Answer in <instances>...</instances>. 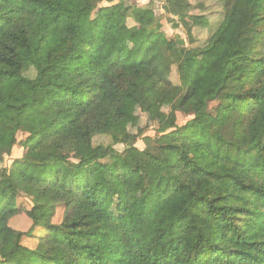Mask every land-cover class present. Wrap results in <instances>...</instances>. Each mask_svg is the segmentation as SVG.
<instances>
[{
    "label": "trees",
    "instance_id": "1",
    "mask_svg": "<svg viewBox=\"0 0 264 264\" xmlns=\"http://www.w3.org/2000/svg\"><path fill=\"white\" fill-rule=\"evenodd\" d=\"M125 1L0 0V264H264V0H160L189 45ZM22 194L33 228L64 207L34 249Z\"/></svg>",
    "mask_w": 264,
    "mask_h": 264
},
{
    "label": "rangeland",
    "instance_id": "2",
    "mask_svg": "<svg viewBox=\"0 0 264 264\" xmlns=\"http://www.w3.org/2000/svg\"><path fill=\"white\" fill-rule=\"evenodd\" d=\"M192 6L196 5L197 0H188ZM154 2V9L155 13L160 17L163 25V31L166 33L169 39L179 38L180 41L186 43L189 45V40L187 38V34L185 31V27L181 20H178L177 18H173L164 9V3H162L160 0H126L125 4L127 6H135L138 10H142L146 7H149L151 3ZM209 4H213L214 0H207ZM108 6L107 3H102L100 6H98L94 13H93V19L96 18L97 13L101 7ZM216 16L213 15L211 18V21L213 22L215 20ZM134 25V22L132 20H129V26ZM196 37H198L200 40L206 39L208 34V29H197L196 30ZM131 45H128L127 50L130 52ZM172 80L177 84L178 83V76L174 72L172 75ZM170 105L171 100L168 99L163 105V108L160 112H147L143 113L137 104L129 102V108L133 114V119L129 122L125 134H143L145 136H155L156 132L158 130L163 129V124L166 121V118L170 112ZM214 119L216 121L220 120V116L218 114H214ZM188 118H185L184 116L179 117V126H183ZM26 138V134L19 133L17 136V145L15 146L12 155L10 157H6L4 161V166L6 168H9L14 160L20 159L22 157L23 149L21 146V142ZM138 148L144 149V144L140 140L137 143ZM119 150H122V146L117 147ZM1 168V165H0ZM122 201V200H121ZM118 200V202H121ZM32 204L30 201L22 194L18 198L17 203V209L19 210V213L12 218L10 221V226L14 228L17 231L21 232H30L26 237L23 239V245L30 249H34L38 242L39 237H43L46 234V223H52V224H60L63 221L64 218V207H59L57 209V213L55 217L52 219H41L38 220L35 223V227L33 228V221L26 215V211L31 209ZM110 210L115 212L116 216L118 218H121L120 214L116 211L114 208V204L111 205ZM31 234V235H30Z\"/></svg>",
    "mask_w": 264,
    "mask_h": 264
}]
</instances>
